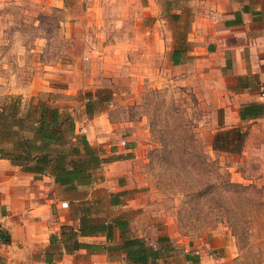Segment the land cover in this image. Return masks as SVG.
Segmentation results:
<instances>
[{
  "label": "crops",
  "instance_id": "1",
  "mask_svg": "<svg viewBox=\"0 0 264 264\" xmlns=\"http://www.w3.org/2000/svg\"><path fill=\"white\" fill-rule=\"evenodd\" d=\"M23 1L0 0V6ZM27 2L69 12L74 30L69 38L84 42L83 58L91 69L88 80L75 78L76 86L95 88L98 64L110 76L130 66L125 75L141 88L166 87L175 79L205 83L226 101L224 126H248L246 145L254 142L253 152H263L264 0ZM37 79L26 86V96L46 90L44 78ZM86 93L96 102L91 112ZM100 93L85 92L79 112L50 103L73 116L76 134L103 160L93 183L62 185L51 169L26 171L0 155V231L10 239L0 237V264H217L236 257L230 240L218 242L217 248L226 250L221 256L211 244L192 247L167 233L150 236L152 227L129 218L128 212L139 208L125 186L135 135L123 134L107 110L97 109L113 106L116 95L111 91L105 99ZM246 108L248 117L242 120ZM136 239L139 243L131 246Z\"/></svg>",
  "mask_w": 264,
  "mask_h": 264
},
{
  "label": "rangeland",
  "instance_id": "2",
  "mask_svg": "<svg viewBox=\"0 0 264 264\" xmlns=\"http://www.w3.org/2000/svg\"><path fill=\"white\" fill-rule=\"evenodd\" d=\"M27 1L0 6V104H17L23 114L45 98L64 112H79L85 92L101 91L105 99L115 92L113 106L97 109L107 110L123 134L135 135L125 186L139 208L129 218L152 227L150 236L211 244L221 256L226 250L218 242L230 240L237 256L217 264L264 261V150L253 152L251 141L241 155L213 150L219 124L229 121L224 97L205 83L176 79L141 88L125 75L128 65L110 76L98 64L95 88L78 87L75 78L88 80L91 69L84 42L69 38V12ZM40 77L46 90L26 96V86Z\"/></svg>",
  "mask_w": 264,
  "mask_h": 264
},
{
  "label": "trees",
  "instance_id": "3",
  "mask_svg": "<svg viewBox=\"0 0 264 264\" xmlns=\"http://www.w3.org/2000/svg\"><path fill=\"white\" fill-rule=\"evenodd\" d=\"M86 97V109L91 112V106L96 102L92 100V93H86ZM19 110L17 104H0V155L3 158L26 171L44 173L51 169L56 182L62 185H74L77 181L93 183L94 170L101 166L103 160L94 153L85 137L76 134L72 115L61 112L45 98H40L23 114ZM246 117L248 108L241 112L242 120ZM219 127L213 138V150L241 155L248 139V130L241 127L226 128L224 124H219ZM261 208H264V204ZM64 230L68 235L73 234L71 228L64 227ZM0 237L6 242L10 241L2 231ZM137 240L131 246L139 243ZM252 264H264V261Z\"/></svg>",
  "mask_w": 264,
  "mask_h": 264
},
{
  "label": "built area",
  "instance_id": "4",
  "mask_svg": "<svg viewBox=\"0 0 264 264\" xmlns=\"http://www.w3.org/2000/svg\"><path fill=\"white\" fill-rule=\"evenodd\" d=\"M261 90H262V95L264 96V86L261 88ZM64 206L66 207V206H67V204H66V203H64Z\"/></svg>",
  "mask_w": 264,
  "mask_h": 264
}]
</instances>
